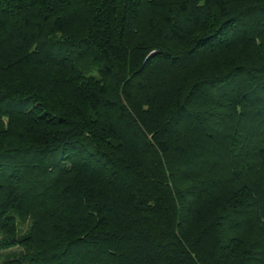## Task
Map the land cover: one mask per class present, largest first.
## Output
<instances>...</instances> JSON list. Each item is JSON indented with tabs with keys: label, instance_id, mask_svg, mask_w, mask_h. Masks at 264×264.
I'll return each mask as SVG.
<instances>
[{
	"label": "trees",
	"instance_id": "16d2710c",
	"mask_svg": "<svg viewBox=\"0 0 264 264\" xmlns=\"http://www.w3.org/2000/svg\"><path fill=\"white\" fill-rule=\"evenodd\" d=\"M0 264H264V0H0Z\"/></svg>",
	"mask_w": 264,
	"mask_h": 264
},
{
	"label": "rangeland",
	"instance_id": "374dc122",
	"mask_svg": "<svg viewBox=\"0 0 264 264\" xmlns=\"http://www.w3.org/2000/svg\"><path fill=\"white\" fill-rule=\"evenodd\" d=\"M18 251H19V247L10 248V249L4 251V252L2 253V259L0 260V262H1L2 260H5V259L8 258V257H9V258L14 257V255H16ZM13 254H14V255H13Z\"/></svg>",
	"mask_w": 264,
	"mask_h": 264
}]
</instances>
